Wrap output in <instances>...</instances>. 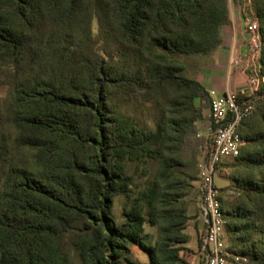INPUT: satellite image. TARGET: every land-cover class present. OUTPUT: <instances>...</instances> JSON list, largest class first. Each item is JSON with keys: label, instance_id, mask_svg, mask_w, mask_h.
Wrapping results in <instances>:
<instances>
[{"label": "trees", "instance_id": "1", "mask_svg": "<svg viewBox=\"0 0 264 264\" xmlns=\"http://www.w3.org/2000/svg\"><path fill=\"white\" fill-rule=\"evenodd\" d=\"M231 22L230 0H0V264H188L199 75ZM252 104L217 169L235 264H264V82Z\"/></svg>", "mask_w": 264, "mask_h": 264}, {"label": "built area", "instance_id": "2", "mask_svg": "<svg viewBox=\"0 0 264 264\" xmlns=\"http://www.w3.org/2000/svg\"><path fill=\"white\" fill-rule=\"evenodd\" d=\"M250 4L251 0H242L241 4L247 32V54L230 59V68L241 71L247 81L239 89L228 90L221 97L213 99L206 120L205 129L211 137V150L206 149L199 164V209L205 232L197 248V264H235L241 260L229 251L225 243L226 219L215 175L223 160L240 155L245 142L239 127L251 115L252 98L256 97L264 82L259 64L261 37L258 22L247 12Z\"/></svg>", "mask_w": 264, "mask_h": 264}, {"label": "crops", "instance_id": "3", "mask_svg": "<svg viewBox=\"0 0 264 264\" xmlns=\"http://www.w3.org/2000/svg\"><path fill=\"white\" fill-rule=\"evenodd\" d=\"M242 0H230L231 24L224 32V40L221 48L216 53L214 61L208 64L200 73L199 80L202 85L211 93L215 99L214 93L224 95L228 90H237L244 86L246 76L237 69L230 68V59L236 56L245 57L248 51L247 32L243 22ZM204 128L206 121H204ZM199 128V127H198ZM203 128H199V136H202ZM228 185V182L227 184ZM226 185L222 186L225 187ZM189 206L190 220L187 224L186 234L189 236V242L185 245L188 249L197 250L201 237L205 232V224L200 215L199 185L190 197ZM187 257V262L194 264L196 256ZM233 264V263H230Z\"/></svg>", "mask_w": 264, "mask_h": 264}, {"label": "rangeland", "instance_id": "4", "mask_svg": "<svg viewBox=\"0 0 264 264\" xmlns=\"http://www.w3.org/2000/svg\"><path fill=\"white\" fill-rule=\"evenodd\" d=\"M2 96H4V93H3L2 89H0V97H2ZM213 97L218 98V97H221V95L214 93ZM204 124H205L204 121L198 123V127L201 128V129L203 128V130H202V138H203L204 142L202 144L205 145V146L200 149V153H201L202 156L206 152V149H207L208 144H209V140H211L210 135H208V132L204 128ZM215 183H216V185L218 187L221 188L222 186L227 184V181L225 179L221 178L218 173H216V175H215ZM147 230L149 232H151V233H155V230L153 228L149 227V226L147 227ZM225 243H226V245L228 247H230L229 241H228V239L226 237H225ZM186 255H188L189 257L190 256L194 257V256L197 255V250L196 249L195 250L189 249V251L184 255V260L187 262ZM130 260L134 264H149L148 255L146 253H144L141 249H139L138 247H135V246L131 247V249H130ZM197 262H198V259H197V261H195L194 264H197ZM187 263L191 264L189 262H187Z\"/></svg>", "mask_w": 264, "mask_h": 264}]
</instances>
